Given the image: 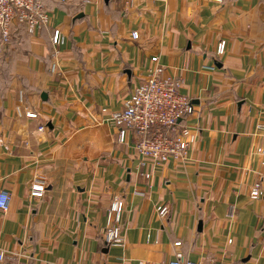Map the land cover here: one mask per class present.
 <instances>
[{
	"label": "crops",
	"instance_id": "1",
	"mask_svg": "<svg viewBox=\"0 0 264 264\" xmlns=\"http://www.w3.org/2000/svg\"><path fill=\"white\" fill-rule=\"evenodd\" d=\"M44 1L49 25L0 53V78L10 77L0 81V192L10 194L0 250L30 264H264V194L249 196L257 180L264 189V0ZM153 56L194 104L183 121L194 140L185 160L150 167L146 179L110 113ZM35 178L43 196L31 193ZM116 194L124 242L109 245Z\"/></svg>",
	"mask_w": 264,
	"mask_h": 264
},
{
	"label": "built area",
	"instance_id": "2",
	"mask_svg": "<svg viewBox=\"0 0 264 264\" xmlns=\"http://www.w3.org/2000/svg\"><path fill=\"white\" fill-rule=\"evenodd\" d=\"M221 1V0H217ZM50 14L44 0H0V53L9 44L12 37V25H24L30 34H37L40 29L49 25ZM132 36H139L133 31ZM52 41L55 45L66 42L65 34L58 28L53 31ZM226 40L220 39L217 43L216 53L222 55L226 50ZM165 66L159 62V56H153L148 66L146 78L137 84L130 96L124 101L120 109L110 113V120L117 128L118 140L124 142L129 135L133 139L134 156L141 168L140 173L150 179L153 169L169 159L185 160L194 136L184 119L191 115L194 104L191 98L180 91L181 79L165 75ZM19 99L24 100L22 91ZM18 115H22L20 107H17ZM29 117H35L34 112H26ZM43 128V127H41ZM264 144V142H263ZM262 146L257 150L261 151ZM262 181L257 180L251 186L249 196L257 200L264 194ZM46 191V181L43 178H35L31 185V193L34 196H43ZM10 202V194L2 190L0 192V209L7 210ZM124 199L114 195L107 211V224L104 230V239L109 245H122V214L124 211ZM169 212L167 205H158L157 213L165 217ZM229 216H234L231 209ZM231 241V240H230ZM0 261L3 264H30L28 260H21L17 255H8L0 250ZM106 264H132L121 258ZM160 264V263H158ZM169 264H219L215 260L201 263L190 258H176ZM245 264H250L246 262Z\"/></svg>",
	"mask_w": 264,
	"mask_h": 264
},
{
	"label": "trees",
	"instance_id": "3",
	"mask_svg": "<svg viewBox=\"0 0 264 264\" xmlns=\"http://www.w3.org/2000/svg\"><path fill=\"white\" fill-rule=\"evenodd\" d=\"M60 1L61 2H66V1H69V0H60ZM11 30H12V37H11V40H10V42H9L8 45H10L13 42L14 38L19 33V31L24 30V31H27L28 32L27 28L24 25L20 24V23L12 25ZM8 45L6 47H8Z\"/></svg>",
	"mask_w": 264,
	"mask_h": 264
},
{
	"label": "rangeland",
	"instance_id": "4",
	"mask_svg": "<svg viewBox=\"0 0 264 264\" xmlns=\"http://www.w3.org/2000/svg\"><path fill=\"white\" fill-rule=\"evenodd\" d=\"M22 32H24V30H21ZM21 31H19V33L21 32ZM9 47V46H8ZM8 47H7V49H8ZM3 76H5V77H1L0 78V81L2 82V85L4 84V83H6L8 80H9V78L10 77H6V75H4L3 74ZM2 89H4V86H2Z\"/></svg>",
	"mask_w": 264,
	"mask_h": 264
},
{
	"label": "water",
	"instance_id": "5",
	"mask_svg": "<svg viewBox=\"0 0 264 264\" xmlns=\"http://www.w3.org/2000/svg\"><path fill=\"white\" fill-rule=\"evenodd\" d=\"M76 16H77V17H81V16H82V13H79V14H77ZM77 17H76V18H77ZM44 95H45V93H42V97H43Z\"/></svg>",
	"mask_w": 264,
	"mask_h": 264
}]
</instances>
